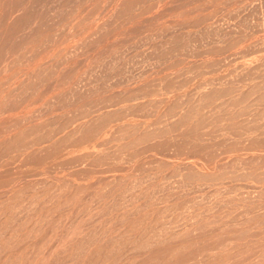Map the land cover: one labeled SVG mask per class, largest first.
<instances>
[{"label":"rangeland","instance_id":"1","mask_svg":"<svg viewBox=\"0 0 264 264\" xmlns=\"http://www.w3.org/2000/svg\"><path fill=\"white\" fill-rule=\"evenodd\" d=\"M114 1L0 0V263L264 264V0Z\"/></svg>","mask_w":264,"mask_h":264},{"label":"bare ground","instance_id":"2","mask_svg":"<svg viewBox=\"0 0 264 264\" xmlns=\"http://www.w3.org/2000/svg\"><path fill=\"white\" fill-rule=\"evenodd\" d=\"M116 1V0H115ZM114 1V2H115ZM180 1V0H179ZM117 2V1H116ZM198 2V1H197ZM134 3V2H133ZM114 4V3H113ZM135 4H137V6H138V3H135ZM221 4V3H220ZM134 5V4H133ZM132 5V6H133ZM156 5V4H155ZM129 6V5H128ZM218 6V5H217ZM130 7V6H129ZM115 8V7H114ZM178 8V7H177ZM116 9V8H115ZM134 11V10H133ZM145 11V10H144ZM129 12V11H128ZM79 13V12H78ZM134 13V12H133ZM139 14V13H138ZM135 15V14H134ZM137 15V14H136ZM179 16V15H178ZM203 16V15H202ZM135 17H138V16H135ZM209 17V16H208ZM204 19V18H203ZM210 19V18H209ZM96 21V20H95ZM94 21V22H95ZM131 23V22H130ZM91 25V24H90ZM123 25H124V23H123ZM180 26V25H179ZM216 26V25H215ZM198 27V26H197ZM180 30V29H179ZM210 33V32H209ZM192 38V37H191ZM177 39V38H176ZM180 39H182V38H180ZM209 49V48H208ZM75 52V51H74ZM190 55V54H189ZM88 57V56H87ZM35 64V63H34ZM40 64V63H39ZM114 64V63H113ZM36 67V66H35ZM35 67H33V68H35ZM162 71V70H161ZM203 71V70H202ZM143 73V72H142ZM7 74V73H6ZM26 74V73H25ZM28 74V73H27ZM27 74H26V76H27ZM18 77V76H17ZM16 79V78H15ZM18 79V78H17ZM19 81V80H18ZM196 90V89H195ZM8 91V90H7ZM148 91V90H147ZM187 92V91H186ZM214 92V91H213ZM2 94H4V93H2ZM206 95V94H205ZM203 96V95H202ZM193 98V97H192ZM202 98V97H201ZM184 99V98H183ZM18 100V99H17ZM43 105V104H42ZM196 105V104H195ZM28 106V105H27ZM36 106V105H35ZM203 106V105H202ZM20 107V106H19ZM194 107H196V106H194ZM203 108V107H202ZM22 110V109H21ZM180 110V109H179ZM4 111V110H3ZM39 112V111H38ZM168 112V111H167ZM12 113V112H11ZM10 113V114H11ZM187 114V113H186ZM17 115V114H16ZM26 115H28V114H26ZM192 115V114H191ZM18 117V116H17ZM86 117V116H85ZM219 117V116H218ZM37 121V120H36ZM18 122V121H17ZM22 122V121H21ZM1 123V122H0ZM19 123V122H18ZM48 123V122H47ZM24 124V123H23ZM27 124V123H26ZM97 124V123H96ZM19 125V124H18ZM18 125H17V127H18ZM12 127V126H11ZM16 127V128H17ZM20 127H21V125H20ZM13 128V127H12ZM22 128V127H21ZM24 129V128H23ZM41 129V128H40ZM25 131V130H24ZM178 131V130H177ZM18 133V132H17ZM20 133V132H19ZM214 133V132H213ZM5 134V133H4ZM7 134V133H6ZM63 134V133H62ZM19 135H21V134H19ZM23 135V134H22ZM146 135V134H145ZM204 135V134H203ZM206 135V134H205ZM45 136V135H44ZM143 136V135H142ZM198 136V135H197ZM12 137V136H11ZM10 137V138H11ZM15 137V136H14ZM14 137H12L13 139H14ZM7 138V137H6ZM9 138V139H10ZM53 138V137H52ZM20 139V137L18 136V138H17V141H15V139H14V141L15 142H18V140ZM141 139V138H140ZM155 139V138H154ZM3 140V139H2ZM10 140H12V139H10ZM54 140V139H53ZM6 141H8V140H6ZM13 141V140H12ZM15 142H12L13 143V145H15L14 143ZM5 143V142H4ZM10 143V142H9ZM9 143H8V145H9ZM1 144H3V141H2V143ZM7 144V143H6ZM37 144V143H36ZM72 144V143H71ZM126 144H128L127 142H126ZM136 144H137V142H136ZM17 145H19V144H17ZM124 145V144H123ZM5 146V145H4ZM23 146H24V144H23ZM38 146V145H37ZM2 147V146H1ZM10 147H11V145H9V146H7V147H5V150H6V153H7V149L8 150H11L10 149ZM57 148V147H56ZM3 149V151H4V148H2ZM55 149V148H54ZM36 150V149H35ZM116 150V149H115ZM130 150V149H129ZM187 151V150H186ZM12 152H13V150H12ZM38 152V151H37ZM189 152V151H188ZM5 153V154H6ZM39 153H41V152H39ZM134 153V152H133ZM17 154V153H16ZM36 154V153H35ZM222 154V153H221ZM2 156V155H1ZM100 156V155H99ZM16 157V156H15ZM116 157V156H115ZM45 159V158H44ZM35 160V159H34ZM109 163V162H108ZM102 165V164H101ZM113 171V170H112ZM137 172V171H136ZM38 175V174H37ZM130 175V174H129ZM33 177V176H32ZM28 178V177H27ZM252 178V177H251ZM115 179V178H114ZM182 179V178H181ZM16 180V179H15ZM20 181V180H19ZM8 183V182H7ZM259 183V182H258ZM145 185V184H144ZM56 188V187H55ZM82 189V188H81ZM18 192V191H17ZM24 195V194H23ZM21 196V195H20ZM12 197V196H11ZM10 197V198H11ZM12 199V198H11ZM168 199V198H167ZM187 203V202H186ZM30 204V203H29ZM12 206V205H11ZM36 206V205H35ZM262 207V206H261ZM44 208V207H43ZM28 209V208H27ZM169 210V209H168ZM214 210V209H213ZM245 211V210H244ZM54 212V211H53ZM172 213V212H171ZM2 214V213H1ZM24 214V213H23ZM92 214V213H91ZM149 214V213H148ZM246 214V213H245ZM260 214V213H259ZM89 215V214H88ZM243 215V214H242ZM195 218V217H194ZM5 220V219H4ZM3 220V221H4ZM60 220V219H59ZM62 221V220H61ZM4 223V222H3ZM5 224H7V223H5ZM16 224V223H15ZM136 224V223H135ZM204 224V223H203ZM248 224V223H247ZM258 224V223H257ZM29 225V224H28ZM177 225V224H176ZM261 225V224H260ZM229 226V225H228ZM32 227V226H31ZM40 228V227H39ZM154 228V227H153ZM172 228V227H171ZM264 228V227H263ZM3 229H1L0 231H2ZM155 230V229H154ZM246 231V230H245ZM158 232V231H157ZM192 232V231H191ZM222 232V231H221ZM227 232V231H226ZM240 232V231H239ZM1 234V233H0ZM68 234V233H67ZM145 234V233H144ZM182 234V233H181ZM49 235V234H48ZM140 235V234H139ZM239 235V234H238ZM8 236V235H7ZM13 236V235H12ZM83 236V235H82ZM118 236V235H117ZM153 236V235H152ZM0 237H3V236H1L0 235ZM16 237V236H15ZM14 237V238H15ZM34 237V236H33ZM159 237V236H158ZM212 237V236H211ZM122 238V237H121ZM232 238V237H231ZM57 239V238H56ZM158 239V238H157ZM198 239V238H197ZM234 239V238H233ZM238 239V238H237ZM27 241V240H26ZM224 241V240H223ZM247 241V240H246ZM67 242V241H66ZM107 242V241H106ZM14 243V242H13ZM44 243V242H43ZM15 244V243H14ZM11 245H13V244H11ZM23 245V244H22ZM80 245V244H79ZM3 246V245H2ZM30 247V246H29ZM84 247V246H83ZM39 248V247H38ZM123 248V247H122ZM86 248H84V250H85ZM160 250V249H159ZM163 250V249H162ZM179 250V249H178ZM28 251V250H27ZM213 251V250H212ZM10 252V251H9ZM8 252V253H9ZM25 252V251H24ZM163 252V251H162ZM5 254V253H4ZM24 254V253H23ZM1 255H2V253H1ZM0 255V256H1ZM14 256L16 255V254H13ZM93 256V255H92ZM10 257V256H9ZM12 258V257H11ZM2 259V258H1ZM42 259V258H41ZM70 259V258H69ZM12 262H13V260H12ZM35 262V261H34ZM43 262V261H42ZM98 262V261H97ZM109 262V261H108ZM111 262V261H110ZM17 263V262H16ZM1 264V263H0Z\"/></svg>","mask_w":264,"mask_h":264}]
</instances>
